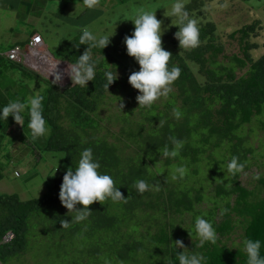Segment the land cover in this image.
I'll return each instance as SVG.
<instances>
[{"label": "trees", "instance_id": "trees-1", "mask_svg": "<svg viewBox=\"0 0 264 264\" xmlns=\"http://www.w3.org/2000/svg\"><path fill=\"white\" fill-rule=\"evenodd\" d=\"M113 1L122 5L132 0ZM217 4H224V0L184 2L190 16L198 21L199 43L195 47L180 48L173 35L178 30L176 16L170 15L171 12L168 16L164 13L158 16L157 19L163 21L162 36L169 40L165 47L172 54L169 67L177 66L179 77L169 85L167 94L145 106H139L138 90L129 85L128 105L120 107L117 119L122 127L117 133L106 129L105 136H100L104 129L99 118L101 103L109 93L124 89L129 83V74L135 71L130 67V63L134 65L132 61L126 64L119 52H111L110 43L104 49H92L93 58L100 60L94 81L64 89L0 53V106L10 101V95L18 99L17 92L12 93L8 84L13 79L8 67L14 65L21 78L35 76L44 84L42 111L49 128L47 136H33L28 128L27 111L22 121L16 122L11 116L0 120V181L4 177L2 161L9 157V145L15 141L13 131L20 126L19 139L31 143L36 159L41 152L59 153L67 167L74 169L80 152L90 147L100 163L98 171L110 174L114 186L123 194L118 201L106 198L94 202L89 205L91 212L84 220L64 226L60 221H70L75 215V211H69L59 199L64 172L47 175L48 194L40 198L23 201L17 194L1 195L0 260L24 255L38 229L44 230L49 241L59 243L63 251L66 248L64 264H167L169 259L178 264L176 253L185 249L177 248L172 242L187 238L193 240L190 252L202 254L207 264H246L245 254L238 250L241 242L228 244V239L238 232L240 240L243 237L260 239V254L264 256V177L255 178L254 189L241 183L242 174L249 169L248 156L253 151L244 146L243 139L237 135L256 118H264V41L259 40L264 26L255 19L229 32L228 38L238 41L240 52L228 57L225 45L219 40L218 25L209 12ZM36 32L32 30L30 37ZM80 33L79 30L72 34L70 40L59 47L58 55L51 56L75 62L87 47L79 45ZM27 42L29 40L22 45ZM220 58L227 60L228 65ZM104 68L123 74L108 89L104 86ZM237 70L246 72L238 76ZM69 79L65 78L60 84L64 85ZM17 86L25 88L21 82ZM261 123L264 128V122ZM173 139L180 141L177 155L163 156L166 145L169 150L175 147ZM208 153L207 165L211 171L222 170L224 178L216 187L215 207L198 212L196 205L203 199L193 192L199 194V190L183 184L197 171L185 177L169 172L174 167H183L187 172L188 167L203 162V156ZM233 155L245 164L235 174L226 171ZM162 156L165 160H161ZM158 163H162L161 167ZM137 179H144L149 187L138 192L134 187ZM186 214L192 215L188 229L181 227V222V225L175 222L176 217ZM197 215L211 220L216 232L214 244L209 241L200 244L194 228ZM8 234L12 238L6 241Z\"/></svg>", "mask_w": 264, "mask_h": 264}, {"label": "rangeland", "instance_id": "rangeland-1", "mask_svg": "<svg viewBox=\"0 0 264 264\" xmlns=\"http://www.w3.org/2000/svg\"><path fill=\"white\" fill-rule=\"evenodd\" d=\"M171 1L173 0H132L129 3L119 5L120 3L113 0H94L93 5L89 7L83 3V0H0V52L10 51L13 44L27 37V33L22 28L27 29L29 32L32 30L38 31L45 45L41 44L33 48L29 54V59L22 58L20 62L27 70L35 72L64 89L73 85L71 79L64 85L60 83L68 77L67 75L63 77L61 82L53 81V77L50 76V69L48 66L45 67L47 64L42 60V56L52 58V54L58 55L59 47L70 40L68 37L70 29L81 31L88 28L98 36L104 34L112 36L110 38L111 52H119L120 59H124L126 64L132 61L134 65L130 63V67L138 71V63L127 54L123 42L125 34L130 35L129 31L132 32L134 25L131 20L120 19L125 14H127L128 19H131L133 13L139 8L156 11L158 18L160 14H165L166 11L167 13L171 12ZM55 11H58V13ZM209 12L212 20L218 25L219 40L225 45V53L228 57L238 55L240 52L238 41H232L228 38L229 32L250 24L255 19H259L264 26V0H250L248 2L224 0V4L213 5ZM44 13L49 14L45 16ZM71 21H75V23ZM11 28H13V31H10ZM121 31L122 33H120ZM119 33L120 36H118ZM37 34L35 33L32 37H29V39L32 38L31 42L34 41L36 36H39ZM259 40L264 41V29ZM168 43L169 40L164 39L162 36V46L165 48L166 45H169ZM22 44L21 46L25 48V45ZM24 54H28V52ZM52 60L59 62L53 58ZM220 61L228 65L227 60L220 58ZM37 63L38 65L44 63V67L42 64H40L41 67H39L40 65L37 67ZM65 63L68 62L65 61ZM58 67L59 70H63L66 66L60 62ZM8 68L13 76V79L8 82L11 85L9 89L12 93L17 92L18 99L24 100V98L26 99V97L37 91L44 95V84L38 77L34 76L29 79L28 75H25L21 78V76H18L19 73H16L17 68L14 65ZM245 72L246 70H237V75H243ZM117 74L118 79H121L122 72L118 71ZM19 82L24 84L25 88H19L17 86ZM120 82L122 83L121 80ZM129 85V83L124 85L125 90L122 89L115 94L109 93L101 103L99 118L104 129L100 136L106 135V129H111L114 133H117L122 127L117 119L121 114L120 107L128 105L127 88ZM10 97V100H16L14 95H10ZM261 122H264L263 117L256 118L250 125L244 126L237 133L243 139L244 146L251 148L253 151L248 156L249 169L240 178L241 183L249 189L255 188L256 177H264V128ZM20 132V126H16L13 131L14 146L9 157L2 161L4 167L1 171L4 177L0 181V196L17 194L23 201H28L48 194L45 186L47 175L55 171L61 174L65 173L68 167L64 162L63 155L59 153L41 152L39 159H36V156L32 153L31 143L19 139ZM45 135L47 136L48 132ZM209 155L210 153L204 155L205 160L203 162L188 167L187 172L185 169V173H183V177H185L191 171H197L195 176H189L183 184L188 188L193 187L199 190V194L193 192V195L197 194L203 199L202 202L196 205L198 212H206L215 207V201L217 200L216 187L224 178L222 170L216 171L218 169L216 168L215 171H211L210 166L207 165ZM164 158L162 156L161 160H165ZM215 159L218 160L219 157L217 156ZM161 165L162 163L157 164L158 167H161ZM175 168L171 169L169 174H179L175 171ZM175 222L176 225H181V222V227L188 229L192 223V215L186 214L181 218L176 217ZM34 236L36 237L30 239L31 245L24 255L2 258L0 264H64L66 248L63 251L59 243L49 241L44 230L40 231L38 229ZM192 241L190 238L183 241L186 252L191 251ZM240 242L239 232L228 239L229 245H239Z\"/></svg>", "mask_w": 264, "mask_h": 264}, {"label": "clouds", "instance_id": "clouds-1", "mask_svg": "<svg viewBox=\"0 0 264 264\" xmlns=\"http://www.w3.org/2000/svg\"><path fill=\"white\" fill-rule=\"evenodd\" d=\"M83 3L91 7L94 0H83ZM168 16L169 13L165 12ZM170 15L176 16L178 30L173 34L181 49L195 47L199 43V27L195 17L190 16L189 11L184 6V0H173ZM120 20H131L134 28L131 35H125L124 44L126 52L133 57L139 65L138 71H133L128 76L129 84L138 94L136 100L139 106L151 105L160 96L169 91V85L175 81L180 74V69L172 65L169 67V60L172 54L162 46V23L157 19L156 11L137 9L131 19L127 14ZM172 23V21H171ZM41 37V36H40ZM112 36L108 34L97 35L88 28L81 30L79 35V45H87L82 54L76 57L75 62H68L63 70H58L60 62H54L52 58L46 59V64L50 69V76L53 81L61 82L67 75L73 84L85 85L89 81H94L95 74L100 64L99 58H93L92 49H104ZM39 41V37H36ZM49 52V51H48ZM109 65V64H108ZM110 66V65H109ZM106 78L105 88L118 78L117 71L113 73L110 68L103 69ZM43 95L37 91L26 97L25 100H10L7 104L0 106V120L11 116L16 122L22 121L25 111L28 115V128L33 136H43L49 131L45 117L43 115ZM175 111V110H174ZM174 148L169 150L167 145L162 150L165 157L176 156V147L180 141L173 139ZM245 167L243 162L238 161V157L233 155L227 162L226 171L228 173H238ZM100 163L93 155L92 149L84 148L80 154L75 168H67L59 190V199L64 207L69 211L74 210L75 215L71 220L62 219V226L84 220L91 212L89 205L96 201H104L110 198L118 201L123 198L120 188L114 186V180L108 173L98 171ZM176 172L183 175V167H177ZM134 187L138 192H143L149 187L144 179L134 181ZM82 205V207H77ZM194 228L199 242H216V232L211 220L202 215L194 218ZM174 245L179 249H185L183 241L176 239ZM262 242L260 239L243 237L239 252L246 256V264H264V256L260 254ZM199 247V244L196 245ZM178 264H207L206 257L196 252L178 251L176 253ZM167 264H173L169 259Z\"/></svg>", "mask_w": 264, "mask_h": 264}, {"label": "crops", "instance_id": "crops-1", "mask_svg": "<svg viewBox=\"0 0 264 264\" xmlns=\"http://www.w3.org/2000/svg\"><path fill=\"white\" fill-rule=\"evenodd\" d=\"M55 12L58 13V11H55ZM46 14H49V13H44L45 16H46ZM71 22H74V23H75V21H71ZM22 29L24 30L25 33H27V37H26L25 39L22 38V39H20L19 41L23 43L24 41L29 40V42H27V44L25 45V48L19 45L20 42H16V43L13 44V46L10 48V51H12V50H14L15 48L19 47L20 49H22L23 53H25V52H30V49L33 48V47H35V46L31 45V44H32V42H31V39H32V38L29 39V37H30V33H31V32H29L27 29H24V28H22ZM10 31H13V28H11ZM69 32H70V33H69V36H68V37L70 38L72 34L79 32V30H78V29H73V28H72V29L69 30ZM36 33H38L39 36H41V34H40L38 31H37ZM38 34H37V35H38ZM41 38H42V36H41ZM22 40H23V41H22ZM42 40H43V38H42ZM43 42H44V40H43ZM44 45H45V44H44ZM14 47H15V48H14ZM45 47H46V46H45ZM23 48H24V49H23ZM26 48H27V49H26ZM10 51H8V52H6V53H1V52H0V53H1V55L7 57V54H8ZM26 57H27V56H26ZM26 57H25L24 59H26ZM7 58H8V57H7ZM26 60H27V59H26ZM11 61H13V60H11ZM14 62H20V61H14ZM11 137H12V136H11ZM9 144H10V143H9ZM9 144H8V145H9ZM13 146H14L13 144H10V145H9V151H11V149H12ZM5 155H6V154H5Z\"/></svg>", "mask_w": 264, "mask_h": 264}, {"label": "built area", "instance_id": "built-area-1", "mask_svg": "<svg viewBox=\"0 0 264 264\" xmlns=\"http://www.w3.org/2000/svg\"><path fill=\"white\" fill-rule=\"evenodd\" d=\"M36 37H39V41L36 40ZM34 41H32V44L33 46H37L38 44H41L44 45V42L42 40V38L40 36H36ZM27 54H24L22 49H20L19 47L15 48L14 50L10 51L8 54H7V57L10 59V60H13V61H21L22 58H25ZM12 238V235L11 234H8L7 238H6V241L10 240Z\"/></svg>", "mask_w": 264, "mask_h": 264}, {"label": "bare ground", "instance_id": "bare-ground-1", "mask_svg": "<svg viewBox=\"0 0 264 264\" xmlns=\"http://www.w3.org/2000/svg\"><path fill=\"white\" fill-rule=\"evenodd\" d=\"M41 44H42V43H41ZM41 44H38L37 46H40ZM37 46H35V47H37ZM35 47H33V48H35ZM27 55H28V57H29V54H27ZM27 55H26V56H27ZM41 56H42V55H41ZM42 57H43L42 60H44L45 63H46V59L49 58V57H47V56H42ZM51 57H52V56H51ZM52 58H53V57H52ZM26 59H28V58L26 57ZM53 59H54V58H53ZM42 62H43V61H42ZM40 64H42V63H40ZM40 64H39V65H40ZM43 64H44V63H43ZM43 64H42V65H43ZM39 65H38V63H37V67H38ZM46 66H47V65H45V67H46ZM65 66H66V65H65ZM39 67H41V65H40ZM43 67H44V65H43ZM45 70H46V68H45ZM48 70H49V69H48ZM58 70H59V67H58ZM49 72H50V71H49Z\"/></svg>", "mask_w": 264, "mask_h": 264}, {"label": "water", "instance_id": "water-1", "mask_svg": "<svg viewBox=\"0 0 264 264\" xmlns=\"http://www.w3.org/2000/svg\"><path fill=\"white\" fill-rule=\"evenodd\" d=\"M50 53V52H49ZM51 54V53H50ZM54 57V56H53ZM59 62H63V63H65V61H61V60H58Z\"/></svg>", "mask_w": 264, "mask_h": 264}]
</instances>
